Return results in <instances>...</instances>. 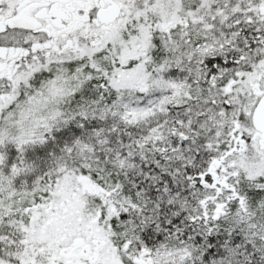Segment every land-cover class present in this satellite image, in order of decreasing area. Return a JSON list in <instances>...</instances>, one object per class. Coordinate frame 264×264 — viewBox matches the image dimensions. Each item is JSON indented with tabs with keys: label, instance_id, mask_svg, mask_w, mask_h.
<instances>
[{
	"label": "snow or ice",
	"instance_id": "1",
	"mask_svg": "<svg viewBox=\"0 0 264 264\" xmlns=\"http://www.w3.org/2000/svg\"><path fill=\"white\" fill-rule=\"evenodd\" d=\"M0 264H264V0H0Z\"/></svg>",
	"mask_w": 264,
	"mask_h": 264
}]
</instances>
